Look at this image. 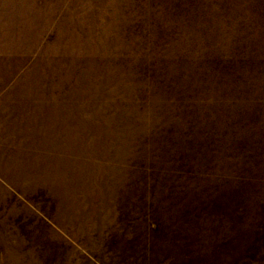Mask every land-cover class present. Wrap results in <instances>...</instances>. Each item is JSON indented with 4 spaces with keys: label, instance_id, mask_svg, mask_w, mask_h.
Masks as SVG:
<instances>
[{
    "label": "rangeland",
    "instance_id": "374dc122",
    "mask_svg": "<svg viewBox=\"0 0 264 264\" xmlns=\"http://www.w3.org/2000/svg\"><path fill=\"white\" fill-rule=\"evenodd\" d=\"M0 264H264V0H0Z\"/></svg>",
    "mask_w": 264,
    "mask_h": 264
}]
</instances>
